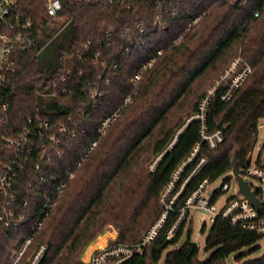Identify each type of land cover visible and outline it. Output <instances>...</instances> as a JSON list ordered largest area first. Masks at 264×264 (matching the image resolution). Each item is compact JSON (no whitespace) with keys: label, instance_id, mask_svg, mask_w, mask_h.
<instances>
[{"label":"trees","instance_id":"trees-1","mask_svg":"<svg viewBox=\"0 0 264 264\" xmlns=\"http://www.w3.org/2000/svg\"><path fill=\"white\" fill-rule=\"evenodd\" d=\"M126 1L133 7L115 3L105 9L96 3L78 12L64 0L62 14L74 15L73 20L35 58H31L34 51L25 52V68L16 79L8 118L0 124L1 169L2 163L17 155L6 139L14 137L29 116L37 111L61 121L71 116L70 132L65 136L67 156L62 160L69 165L94 139L100 120L121 105L141 63L164 48L154 66L144 72L133 102L76 170L37 234L35 242L49 244L40 264H85L83 250L105 232L106 224L115 227L118 232L113 227L106 231L121 242L140 240L162 212L161 193L173 172L201 140L202 119H193L179 131L190 116L200 112L209 87L238 54L252 72L229 100L222 99L226 84L210 99L205 121L209 130L223 128L224 140L215 149L203 144L208 162L187 192L203 179L213 181L231 171L236 150L239 170L245 168L264 119V0ZM45 2L20 0V6L23 16L39 23L49 39ZM158 2L162 10L156 6ZM197 16L199 20L193 22ZM160 19L167 27L161 26ZM180 35L181 42L171 46ZM89 40L92 49L86 50L83 45ZM44 43L41 40L38 47ZM96 50L101 51L99 58L94 56ZM96 84L104 95L97 107L84 94V86ZM65 86L67 93L62 92ZM163 152L156 167L150 169L149 163ZM191 232L192 225L189 240L171 248L179 242L183 227L171 239L163 231L127 264H159L165 250L164 264H229L231 254L264 236L216 217L206 241L212 252L202 259L198 245L190 240ZM27 233V226L11 233L0 230V264ZM241 264H264V255L244 259Z\"/></svg>","mask_w":264,"mask_h":264},{"label":"built area","instance_id":"built-area-1","mask_svg":"<svg viewBox=\"0 0 264 264\" xmlns=\"http://www.w3.org/2000/svg\"><path fill=\"white\" fill-rule=\"evenodd\" d=\"M69 1L74 4L78 12L96 3H102L105 9L115 3L123 4L128 9L133 7V4L126 0ZM156 6L162 10L161 2H158ZM171 6L173 7L174 4ZM45 9L50 20L52 18L66 19L59 33L74 18V15L62 14L64 0H46ZM168 9L169 7H166V10ZM199 18L200 16L195 17L193 22H197ZM159 23L163 28L167 27L161 19ZM0 24L4 26V29L0 31L1 124L8 118L16 79L25 68V52L34 51L31 56L33 59L52 39H46V32L39 23L23 16L20 0H0ZM138 26L140 27L141 23ZM182 39V35L174 38L171 46L180 43ZM41 40L45 43L38 47ZM83 47L91 50V40ZM163 52L164 48L160 47L141 63L140 68L131 77V90L126 93L121 105L100 120L94 139L81 149L78 159L71 164L66 165L62 161L67 156L66 145L68 146L69 142L65 141V136L70 132L69 123L73 121L71 116L66 121H61L58 116H44L37 111L35 115L28 117L24 127L14 137L6 139L17 155L12 161L1 164L0 230L11 233L21 231L27 226L28 233L24 240L12 248L4 264H20L23 259H25L24 264L41 263L49 249V244L43 241L35 242L37 234L66 192L76 170L87 160L113 122L121 115L123 109L133 102L144 72L154 66ZM100 54V50L94 52L96 58H99ZM101 65L105 69L108 67L104 62ZM93 66H98V62H94ZM251 72L252 67L246 60L241 56L234 58L222 78L208 90L206 98L201 102L200 112L189 117L179 131V133L182 132L193 119H202L201 140L195 144L190 155L173 172L170 182L161 193L162 212L155 222L142 233L140 240L134 243L121 242L107 232L101 233L83 250L81 260L85 264H127L137 255L142 254L145 248L152 244L163 231L166 238L174 237L183 221L190 216L191 209L197 207L214 212L216 217L228 221L232 226L264 235V145L255 157L251 150L248 165L239 170L243 179L248 181L250 189L255 190L259 200L258 205L243 194L233 169L231 170L232 176L237 182L236 194L229 198L222 207H218L216 203L224 193L230 190V184L226 181L210 197L204 196L210 182L208 178L199 181L187 192L190 184L208 162V156L202 153L203 144L210 149H215L224 140L223 128L209 130L205 121L206 108L210 99L216 94L218 88L226 84L227 90L222 94V99L229 100ZM61 80L66 81V76H63ZM109 81L110 79L107 80ZM68 91V87H63V93ZM84 94L92 98V104L95 107L104 97L98 84L94 87L84 86ZM176 140L177 136L167 149H170ZM164 152L152 162L150 169L156 167Z\"/></svg>","mask_w":264,"mask_h":264},{"label":"rangeland","instance_id":"rangeland-1","mask_svg":"<svg viewBox=\"0 0 264 264\" xmlns=\"http://www.w3.org/2000/svg\"><path fill=\"white\" fill-rule=\"evenodd\" d=\"M65 22H66V19H59V18H52L49 21V23L47 24V30L50 34H52V37H51L52 40L58 35L60 28L65 24ZM65 34H66V31H64L60 35V37L63 38ZM239 56L241 55L238 54L230 60V62L227 64L225 68V71L231 64L232 60ZM225 71L213 81L212 83L213 85H211L209 89L212 88L215 84H217V82L222 78V75L225 73ZM263 145H264V119H262L260 122L257 140L252 147L254 157L259 154ZM156 158L157 157H155V159ZM153 161L149 163V168ZM225 181L230 184V190L224 193L223 196L217 201L216 204L218 207H222L229 198H231L232 196L236 194L237 182H236V179L232 176V172L231 171L226 172L222 174L221 176H219L216 180L210 181L208 188L206 192L204 193V196L210 197L212 193L220 189L221 185ZM251 182L255 183V181H251ZM215 219H216V214L208 209L198 208V207L192 208L190 216L186 220H184L183 224L181 225V227H183V235L181 236L179 242L176 245L172 246L171 248L180 247L189 240V228L192 225V232L190 235V240L194 242L196 245H198L199 250H200V257L202 259H207L210 256L212 250H207L206 241H207L210 229ZM112 227L115 229V227L112 224H106L105 232H107L106 230L108 228H112ZM165 254H166V250L163 252V256L159 264H164ZM240 255L244 257L239 259ZM263 255H264V236L260 238L257 241V243H255L254 245L244 247L241 250H238L234 252L233 254H231V256H229L228 258V263L229 264H241L244 259L258 258Z\"/></svg>","mask_w":264,"mask_h":264},{"label":"water","instance_id":"water-1","mask_svg":"<svg viewBox=\"0 0 264 264\" xmlns=\"http://www.w3.org/2000/svg\"><path fill=\"white\" fill-rule=\"evenodd\" d=\"M232 169L234 174L237 176L240 186H241V190L243 192V194L250 199L255 205L259 204V200L256 197V192L255 190H251L250 189V185L248 183V181L244 180L243 177L240 175L239 172V166H238V151H235L234 157H233V161H232Z\"/></svg>","mask_w":264,"mask_h":264}]
</instances>
